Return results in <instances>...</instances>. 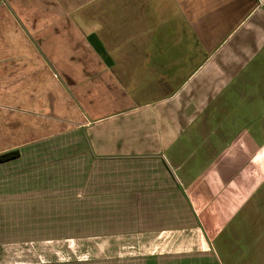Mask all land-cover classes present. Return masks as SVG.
<instances>
[{
	"label": "crops",
	"instance_id": "crops-1",
	"mask_svg": "<svg viewBox=\"0 0 264 264\" xmlns=\"http://www.w3.org/2000/svg\"><path fill=\"white\" fill-rule=\"evenodd\" d=\"M262 69L264 0H0V264H221Z\"/></svg>",
	"mask_w": 264,
	"mask_h": 264
},
{
	"label": "rangeland",
	"instance_id": "rangeland-1",
	"mask_svg": "<svg viewBox=\"0 0 264 264\" xmlns=\"http://www.w3.org/2000/svg\"><path fill=\"white\" fill-rule=\"evenodd\" d=\"M229 92L232 96L215 125L229 133L232 147L238 144L245 149L247 174L241 181L232 180L225 191L231 194L225 210H239L230 220L221 217L226 226L215 240L214 253L221 264H264V70L247 83L234 84ZM197 200L200 206L212 200L215 213L224 210L223 203L218 205L213 198ZM202 216L207 222L213 218V214Z\"/></svg>",
	"mask_w": 264,
	"mask_h": 264
},
{
	"label": "trees",
	"instance_id": "trees-1",
	"mask_svg": "<svg viewBox=\"0 0 264 264\" xmlns=\"http://www.w3.org/2000/svg\"><path fill=\"white\" fill-rule=\"evenodd\" d=\"M12 155H5V156H3L2 158H9V157H11Z\"/></svg>",
	"mask_w": 264,
	"mask_h": 264
}]
</instances>
